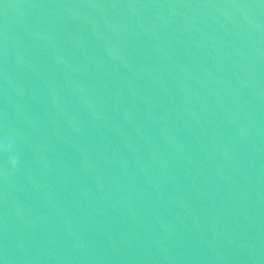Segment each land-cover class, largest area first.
Masks as SVG:
<instances>
[{"label":"water","instance_id":"95a60500","mask_svg":"<svg viewBox=\"0 0 264 264\" xmlns=\"http://www.w3.org/2000/svg\"><path fill=\"white\" fill-rule=\"evenodd\" d=\"M0 264H264V0H0Z\"/></svg>","mask_w":264,"mask_h":264}]
</instances>
